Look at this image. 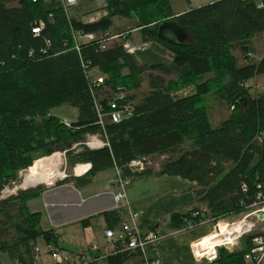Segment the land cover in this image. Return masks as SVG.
I'll list each match as a JSON object with an SVG mask.
<instances>
[{
  "label": "trees",
  "instance_id": "16d2710c",
  "mask_svg": "<svg viewBox=\"0 0 264 264\" xmlns=\"http://www.w3.org/2000/svg\"><path fill=\"white\" fill-rule=\"evenodd\" d=\"M258 1L214 0L174 17L170 0H106L108 15L84 24L63 10H49L43 0H21L17 8L0 0V255L7 254L16 264H35L34 251L40 244L67 251L55 233L41 229V215L26 207L42 187L1 199L6 187L19 181L20 172L32 168L38 158L58 152H64L71 164H91L89 175L117 169L131 180L153 174L151 169L132 173L133 161L167 155L157 175L195 183L197 200L212 219L243 214L264 191V153L255 144L264 133V95L253 96L245 88L248 81L264 75V57L240 66L233 50L247 57L255 50V39L264 36V9L257 7ZM116 17L136 19L143 41L164 46L173 53V62L142 65L121 44L106 50L92 45L81 47L80 53L73 50V32H107ZM168 20L187 29L193 41L175 46L159 38V27ZM40 21L45 28L35 36L32 29ZM82 59L101 71L105 84L91 86ZM211 74L213 79L207 80ZM144 76L150 91L136 103L127 91L140 88ZM191 84H196L194 95L175 94ZM119 90L133 114L119 124L105 118L102 126L96 105L106 115ZM213 93L234 107L215 129L206 106V96ZM63 106L77 110L70 129L52 114ZM98 134L109 146L72 150L74 143ZM197 211L172 214V227L200 224L202 218L194 217ZM104 216L119 222L118 211ZM247 239L244 251L222 249L215 262L245 264L252 237ZM127 258L111 256L109 263L122 264Z\"/></svg>",
  "mask_w": 264,
  "mask_h": 264
},
{
  "label": "crops",
  "instance_id": "0c3cea01",
  "mask_svg": "<svg viewBox=\"0 0 264 264\" xmlns=\"http://www.w3.org/2000/svg\"><path fill=\"white\" fill-rule=\"evenodd\" d=\"M6 1L8 8L20 7L21 0ZM186 2V7L179 11L174 9L170 2L174 17L213 1L187 0ZM80 3L81 0H79L78 6ZM46 7L49 10L56 8L54 4H47ZM73 9L76 8L71 10ZM73 18L84 24H92L100 20L99 18L91 20H86L84 17ZM114 28L115 25L112 30ZM134 29L137 30L133 27L120 29L118 32H130L128 39L132 49L129 52L141 63L154 65L173 61V53L156 42H147V49L142 50L141 46L144 41L141 31H134ZM132 31L134 34L138 33L142 43L138 45L131 43ZM256 46L258 47V45ZM256 46L255 50L252 51L253 53L257 52ZM258 56L260 57L258 61H260L264 57V52ZM79 167H83L81 173L77 172ZM91 169V164H78L74 166L72 172L67 174V171L62 173L60 168L63 176L57 179L55 184L53 182V184L48 185L50 182H41L22 188L27 191L37 189L42 185L47 186L36 197L29 199L26 207L29 213L41 215V229L45 232L55 233L59 237V243L63 249L67 250L66 248L69 246L67 244L73 245L74 242H78L81 247L92 248V246H97L99 254L112 252L115 243L106 237L105 232L108 229H113L117 233L120 232L122 223L130 221L131 213L137 212L141 215L139 223L141 233L144 234L153 230L163 237L148 251L149 256L158 260L159 264L217 263H207L202 257L208 253L207 250H203L205 243L210 244L208 247L211 246V250L219 244L218 233L213 236L210 235L212 233L211 224L191 230L175 229L171 224L172 214L187 215L195 210L206 209L205 204L199 203L197 200L194 190L195 183L180 177L157 175L160 170L155 171L150 176L132 179L127 189V202L123 201L117 205L115 202V194L119 191L117 169L89 175ZM113 211L119 212V222L112 217L107 219L104 216L106 212ZM84 220H88L86 225L82 224ZM214 227L215 225L213 229H215ZM227 237L228 239L224 241H230L231 236L228 235ZM224 241L222 239V242ZM246 243L247 241L244 240L239 245L235 243L236 246L234 247L221 248L220 250L224 249L229 253L242 252L247 247ZM220 250L218 254H220ZM127 257L122 264H144V259L140 254H131ZM9 264H16V262L11 260ZM97 264H110L109 257L100 260Z\"/></svg>",
  "mask_w": 264,
  "mask_h": 264
},
{
  "label": "built area",
  "instance_id": "2783aa9c",
  "mask_svg": "<svg viewBox=\"0 0 264 264\" xmlns=\"http://www.w3.org/2000/svg\"><path fill=\"white\" fill-rule=\"evenodd\" d=\"M37 0H34L36 2ZM213 1V0H210ZM43 2L47 4H54L56 8L54 10L60 9L63 10L68 17L69 11L72 8H77L79 5V0H43ZM257 7L259 9H264V0H261ZM107 16V14H105ZM45 28V23L40 21L39 26L32 29V32L35 36H40ZM112 29L107 32H99V33H85L81 31L73 32V38L75 41V46L73 50L77 52H81V47L86 45L99 46V50H106V43L118 39L123 34L113 35ZM114 43V42H110ZM264 44V38H263ZM115 45V44H114ZM113 45V46H114ZM124 46V45H123ZM126 47V45H125ZM253 55V53H249L248 56ZM82 68L84 69V73L86 78L91 83L92 87H96L99 85L105 84V76L101 73L98 68H93L91 62H86L83 59L81 60ZM101 73V74H100ZM93 90V89H92ZM97 111L99 113L100 124L104 126V119L108 117L111 123L119 124L123 122L125 119L129 118L133 114V107L130 103L126 101V95L122 91H118V94L108 103V113L105 115L103 113L104 108L101 105H96ZM234 108V107H232ZM255 144L263 150L264 153V133L259 135ZM106 146H109L108 143ZM105 146H103L104 148ZM102 148V147H101ZM146 159H141L137 161H133L129 168L132 173H141L145 172L147 169L145 168L144 162ZM118 171V189L119 191L115 194V202L116 204H120L123 201L127 202V189L131 182V179L123 178L121 172ZM243 189L245 192L248 191V186L244 184ZM128 204V203H127ZM246 210H249V214L243 217L240 222H237L235 226L241 228L242 230L239 232V235L235 238V241L232 244H228L229 242H222L213 250H209L207 255L202 256L207 263H213L218 258V251L221 248H231L235 246V243L238 239H241L247 235L251 236V245L245 254V264H264V229H261L257 233L254 231L258 226L264 225V191L258 192L253 200V204L250 206H245ZM262 215L263 219H260L259 216ZM194 217H201L202 222L200 224H190L184 228L183 230H191L194 228H198L201 226L209 225L212 223H216L214 219H212L208 215L207 209H202L194 213ZM140 219L141 215L137 212L131 213L130 221L122 223L120 232H116L113 229H108L105 234L106 237L114 241L115 247L112 252L106 254H99V248L97 246H92L91 251L94 253L91 262L84 257L83 254L76 255L73 252L64 251L57 246L54 245H46L48 254L52 259V263L49 264H97L100 260H104L111 256L118 255H131V254H140V256L144 259V264H159V261L156 259H152L149 256V248L157 244L163 237L155 232L150 231L148 233L140 232ZM218 222V221H217ZM220 223V222H219ZM220 224L218 225V228ZM234 227V226H232ZM229 231H232L231 228ZM259 230V229H257ZM247 236V237H249ZM230 245V246H229ZM41 258V246H38L34 251V262L37 264V261Z\"/></svg>",
  "mask_w": 264,
  "mask_h": 264
},
{
  "label": "rangeland",
  "instance_id": "374dc122",
  "mask_svg": "<svg viewBox=\"0 0 264 264\" xmlns=\"http://www.w3.org/2000/svg\"><path fill=\"white\" fill-rule=\"evenodd\" d=\"M186 1L187 0H170L174 9H176L178 11L181 9H184L186 7V4H187ZM107 5L108 4H107L106 0H81L80 6H78L76 9L70 10L69 15H70V17H77V18L84 17L86 20H91V19H96V18L102 19L103 17L106 16L105 14L108 15V10L106 9ZM113 22L115 25V28L112 30V32L114 33L113 35H118V34H123V35L121 37H119L118 39L110 41V42H114V43H110V42L106 43V46H107L106 48H110L114 44H121V45H124L123 47L125 48V50L128 53H130L129 51H130V49H132L130 42H129V39H128V33H130V32H118V31L120 29H125V28L128 29V28L135 27L136 26V19L116 17V18H114ZM136 29L139 31L138 28H136ZM137 30L134 29V31H137ZM134 31H132L133 34H132L131 43L133 45H138V44L142 43V41L140 40L138 33L134 34ZM263 38H264V36H260L259 38L255 39V46L258 45V47L257 46L256 47L258 48L257 52H259V54L260 53L262 54V52H264ZM142 40H143V38H142ZM125 45H126V47H125ZM147 47H148L147 42H144L143 45L141 46V49L146 50ZM257 52L253 53V55H251V56L247 55V57H245V55H243L239 50H233V55L238 59V64L241 66V65L249 64L253 61H258L260 57L258 56L259 54H257ZM130 54H132V53H130ZM137 61L140 64L144 65L138 59H137ZM166 64H170V63H166ZM145 76L142 77L141 87L136 89L137 91L136 90H131L130 92L127 91V93L129 95L134 96L136 98V100H135L136 103L140 102L143 99V97L146 94H148L150 91L149 85H148V77H145ZM173 79H176V78H173ZM208 79H213V74L207 76V80ZM245 88L248 89L253 96L264 95V75L255 77L254 79H251L250 81H248L245 84ZM195 93H196V84H191L185 88L178 89L175 92V94L181 95L183 97L194 95ZM206 106H207L208 116L210 118V124L212 125V127L214 129L218 128L221 125V122H224V120H227L231 116V112H233V110H234V108H232V107L229 108L221 99H219L217 96H215L214 93L206 96ZM52 114L54 116L60 118L61 121H60L59 125L63 126L66 129H70V124L72 122H74L77 118V110L74 108H71L69 106H63L61 108H56L52 111ZM106 120L108 122V117H106ZM106 144H107L106 138L103 136V134H98V135H94V136L88 135L86 137L85 142L74 143L72 150L79 152L81 149H83V147H88L89 149H92V150L100 149L101 147L103 148V146H106ZM55 154H59L58 158H56L53 161L50 160V163H49V159H51L53 155L50 157L38 158V160L35 161L32 168H29L25 171L20 172L19 181L15 182V183H11L10 185H8L6 187V189L3 191L1 199L2 200H10L11 198L19 196L21 194V192L24 191V189H22V188L27 187L30 184L34 185V183H41V182L30 180V177L32 176V174H35V173H30V171H32V170H33L32 172L37 171L39 174H43V173L48 174V178H44L43 180L46 182H50V184H48V185H51V184H53V182L55 184V181L57 180V179L53 180L51 177V175H55L53 173L54 168L59 167V170L57 169V173H60V175L62 177L63 176L62 173H65L67 171V174H69V172H72L74 166L78 165V164H71L64 152H58ZM45 158H47V159H45ZM167 160H168L167 155H165V156L156 155L153 157H148V158H146V161L144 162L145 168L148 170L151 169V170H153V172L159 171V170H161L162 165ZM60 168H61L62 173L60 172ZM82 169H83V167L77 168V172L81 173L80 171ZM61 177H59V178H61ZM24 180H25V183H24ZM41 187L43 188V190H45L47 188L46 185H42ZM48 187H50V186H48ZM249 212H250L249 210H245L243 214H240L237 216L231 215V216L226 217L222 220H219L216 223H212L211 224L212 233L210 235L213 236L214 234H217V233L220 234V230L218 228L219 224H221V227L222 226H224V227L225 226H227V227L235 226V224L237 222H240L244 216L249 214ZM17 221L20 222L19 219H17ZM214 225H215V227H214L215 229H213ZM229 229L230 228H228V231H229ZM257 229H259V230H257ZM257 229L254 231V233H257L261 229H264V225L258 226ZM231 230H238V229L232 228ZM241 230L237 231L236 235L239 234V232ZM229 232H231V231H229ZM12 233L14 236V234H15L14 230H12ZM221 233H222V231H221ZM247 236H249V235H247ZM247 236H245L241 239H238L236 241L237 244L239 245L244 240H248ZM67 245H69V246H67L66 249L69 252H73L76 255L83 254L84 257L88 260V262L92 261L94 253L91 251V248H89L88 246L81 247V244H79L78 242H74L73 245H71V244H67ZM40 246H41V258L39 259V261H37V264L52 263L53 261H52L50 255L48 254L47 246L45 244H41ZM218 253H219V251H218ZM9 258L10 257L7 254H1L0 255V263H2V264L11 263V260Z\"/></svg>",
  "mask_w": 264,
  "mask_h": 264
},
{
  "label": "water",
  "instance_id": "95a60500",
  "mask_svg": "<svg viewBox=\"0 0 264 264\" xmlns=\"http://www.w3.org/2000/svg\"><path fill=\"white\" fill-rule=\"evenodd\" d=\"M132 15L136 17L135 13H132ZM158 37L175 46H183L193 41L190 32L180 27L174 20H168L161 24L158 30ZM245 101L246 99L241 100V102ZM259 218L263 219V216L260 215Z\"/></svg>",
  "mask_w": 264,
  "mask_h": 264
},
{
  "label": "bare ground",
  "instance_id": "6f19581e",
  "mask_svg": "<svg viewBox=\"0 0 264 264\" xmlns=\"http://www.w3.org/2000/svg\"><path fill=\"white\" fill-rule=\"evenodd\" d=\"M58 156H59V154H55V155H53L52 156V158L51 159H49V163H50V160L51 161H53V160H55L56 158H58ZM57 169L59 170V167H56V168H54V171H53V173L55 174V175H51V177H52V179L53 180H56V179H59V177H61V175H60V173H57ZM33 171V170H32ZM32 171H30V173H35V174H32V176L30 177V180L31 181H37V182H46V181H44L43 179L44 178H48V174H42V175H38L39 173L37 172V171H34V172H32ZM81 172V171H80ZM228 228H230V227H227V226H222L221 227V224H220V228H219V230H220V234L218 233L217 234V240H218V243L219 244H222V239H223V241L224 240H227L228 239V237L226 238V236H231V239H229L230 241H226V242H229L228 244H232L234 241H235V238L239 235V234H237L236 235V232L237 231H239V230H241V228H239V227H237V226H234V227H232L233 229L234 228H236V229H238V230H232L231 232H229L228 231ZM231 228V229H232ZM221 231H222V233H221ZM218 244V245H219ZM208 245H210V244H208ZM208 245H207V243H205L204 244V246H203V250H211L210 249V247H208Z\"/></svg>",
  "mask_w": 264,
  "mask_h": 264
}]
</instances>
